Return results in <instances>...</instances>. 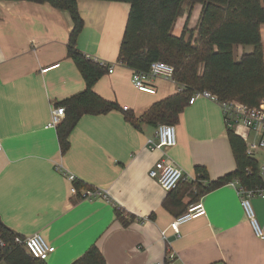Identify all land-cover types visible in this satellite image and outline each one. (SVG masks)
<instances>
[{
    "label": "crops",
    "instance_id": "0c3cea01",
    "mask_svg": "<svg viewBox=\"0 0 264 264\" xmlns=\"http://www.w3.org/2000/svg\"><path fill=\"white\" fill-rule=\"evenodd\" d=\"M78 5L84 21L78 48L113 68L112 74L96 83L94 92L121 110L84 115L63 156L57 129L46 126L54 107L86 89L81 72L68 56L72 17L49 3L1 1L2 224L16 235L42 234L56 249L46 264H73L94 246L105 264H154L166 260L169 253L177 257L176 264H264V240L255 236L231 185L196 199L195 185L165 192L149 176L162 160H172L191 177L197 176L198 167L204 168L205 186L233 172L236 162L221 106L205 97L188 104L175 125L177 145L150 150L148 140L157 127H136L125 113L141 119L156 103L178 94L181 85L156 79L154 95L134 87L133 70L118 59L129 4L79 0ZM201 12L202 6L195 17L192 12L190 30L197 27ZM261 37L264 52V25ZM235 52L239 59L250 54L252 47L239 46ZM233 131L239 137L237 131L245 133L240 128ZM69 176L87 186L80 192L105 190L108 200L74 196ZM199 203L206 214L182 224L176 235L171 223ZM252 204L263 223L264 199L253 198Z\"/></svg>",
    "mask_w": 264,
    "mask_h": 264
},
{
    "label": "trees",
    "instance_id": "16d2710c",
    "mask_svg": "<svg viewBox=\"0 0 264 264\" xmlns=\"http://www.w3.org/2000/svg\"><path fill=\"white\" fill-rule=\"evenodd\" d=\"M28 1L34 4L49 3L53 8L70 13L74 29L68 43V56L74 61L85 82L84 92L58 104L66 110L64 121L57 127L61 154L70 150V136L84 115L99 116L121 110L119 105L107 101L94 92L96 83L108 74V65H102L78 48V38L84 29L79 12V0H0ZM127 3L131 6L119 52V61L133 71L148 72L152 63L164 62L175 70L174 81L183 86L175 96L156 103L141 119L125 113L128 122L136 127L148 124L176 125L180 115L197 92H209L221 101L236 100L251 107L264 100V52L261 27L264 25V0H98ZM190 6L182 34L174 35V28L185 16L184 5ZM197 5L202 6L199 23L190 30L189 21ZM251 46L250 54L236 58L237 47ZM228 140L235 158L236 169L207 186L197 182L195 198L228 185L239 179L253 187L261 183L258 162L246 155V146L241 137L228 130ZM253 170L252 175L246 169ZM196 175L207 181L204 168L198 167ZM187 185L189 189L191 184ZM80 190L87 186L75 181ZM175 189L174 191H176ZM172 191V192H174ZM182 215V214H181ZM117 217L124 226L128 221L122 213ZM179 217V216H178ZM0 232L6 240H13L16 234L0 224ZM0 262L7 264H46L33 259L22 248L14 247L4 251ZM73 264H105L100 251L94 246Z\"/></svg>",
    "mask_w": 264,
    "mask_h": 264
},
{
    "label": "built area",
    "instance_id": "2783aa9c",
    "mask_svg": "<svg viewBox=\"0 0 264 264\" xmlns=\"http://www.w3.org/2000/svg\"><path fill=\"white\" fill-rule=\"evenodd\" d=\"M102 65H108L105 62H100ZM109 66V65H108ZM49 69L44 70L47 72ZM109 73H113V68L109 66ZM175 70L172 66L164 62L152 63L148 72L133 71L132 83L134 87L143 93L156 94V89L153 85L156 79H166L174 81ZM183 86H181V90ZM180 90V91H181ZM201 97L209 98L217 102L223 111L224 119L229 130L243 129L245 133L237 131L246 146V155L258 162L259 176L261 183L253 187L244 185L241 180L234 179L228 185H231L237 192L240 199L241 206L248 218L255 236L264 240V222L260 223L256 217V213L252 204L253 198L264 199V163L259 160L264 158V100L257 106H249L236 100L221 101L217 96L211 93L197 92L191 99L189 104H194L196 100ZM128 110V108H125ZM66 110L64 107H54L52 109L51 121L47 124V129H57V127L64 121ZM177 130L176 126L172 124H161L157 127L153 138L148 140V147L150 150H158L164 148H173L177 145ZM3 152L2 144L0 143V154ZM248 175H252L251 168L246 169ZM151 179L156 181L165 192H172L178 188L180 183L194 184L197 182H204L201 175L191 177L187 175L175 162L172 160H162L158 162L149 173ZM73 183L72 194L78 196L81 200H92L94 198H106L108 200V193L100 189H84L80 192L75 187L76 178L69 176ZM206 214L202 203L189 208V210L182 216L174 220L170 228L179 236V228L195 218ZM14 247L22 248L27 255L33 259L47 261L50 256L56 251L55 247L48 243L46 238L36 233L28 237L16 235L13 240L9 241L3 237L0 232V256L6 250H11ZM177 257L173 253L168 254V258L164 261L154 264H176Z\"/></svg>",
    "mask_w": 264,
    "mask_h": 264
},
{
    "label": "rangeland",
    "instance_id": "374dc122",
    "mask_svg": "<svg viewBox=\"0 0 264 264\" xmlns=\"http://www.w3.org/2000/svg\"><path fill=\"white\" fill-rule=\"evenodd\" d=\"M200 8H201V6L200 5H197V6H195V8H194V10H193V16L195 17V15L197 14V12L200 10ZM184 9H185V16H183V18H180L179 20H178V22H177V24H176V26H175V28H174V35L175 36H177V37H179L180 36V33H181V31L183 30V28H184V25H185V20H186V18H187V16H188V13H189V11H190V6L189 5H187V4H185L184 5ZM235 54H236V52H235ZM237 55V54H236ZM236 129V128H235ZM259 160H261V162L262 163H264V158H260L259 157Z\"/></svg>",
    "mask_w": 264,
    "mask_h": 264
},
{
    "label": "water",
    "instance_id": "95a60500",
    "mask_svg": "<svg viewBox=\"0 0 264 264\" xmlns=\"http://www.w3.org/2000/svg\"><path fill=\"white\" fill-rule=\"evenodd\" d=\"M0 224H2L1 219H0Z\"/></svg>",
    "mask_w": 264,
    "mask_h": 264
}]
</instances>
